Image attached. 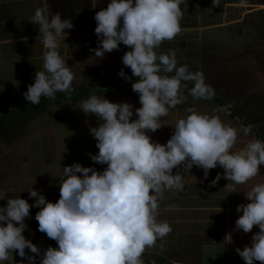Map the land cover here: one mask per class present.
Listing matches in <instances>:
<instances>
[{
    "label": "clouds",
    "instance_id": "obj_1",
    "mask_svg": "<svg viewBox=\"0 0 264 264\" xmlns=\"http://www.w3.org/2000/svg\"><path fill=\"white\" fill-rule=\"evenodd\" d=\"M183 2L111 0L106 9L96 12L98 47L91 51L103 59L105 53L119 50L121 44L131 49L123 55L122 64L131 69L132 76L123 69L118 75L129 83L133 77L138 78L131 85L142 105L135 109L138 118L131 119L132 104L113 103L96 94L79 104L86 116L94 115L99 120L97 127L90 128L99 152L88 155L107 168L101 173L79 163L63 167L65 179L55 203L34 189L28 191L29 198H35L32 205L20 196L5 199L8 191L0 189V200L7 201L0 207V261L13 260V253H17L35 264L40 249L23 235L25 219L35 207L40 209L35 215L38 230L58 244V248L49 246L40 257L41 264H144L146 248L154 247L158 239L172 231L168 222H157L158 201L166 190H183L184 174H190L193 166L202 168L205 178L209 170L220 166L223 178L234 184H244L260 174L264 139L252 138L245 148L232 151L238 134L249 135L251 125L236 128L218 115L189 108L190 115L177 122L166 145L153 143L147 135L164 127L160 118L184 102L182 81L193 82L190 95L194 98L210 100L215 95L205 83L203 72L193 73L188 65L177 67L174 50L159 55L155 51L182 31ZM219 2L212 0L213 7ZM97 3L91 0V7L95 9ZM31 23L39 25L38 40L46 51L44 71L36 72L34 84L24 93L25 100L39 105L42 96L55 99L57 92L70 96L74 73L58 49L60 38H67L65 29L74 27L72 21L62 20L60 13L53 14L45 0ZM103 90L97 87V91ZM174 169L178 170L175 175ZM220 179L218 174L212 185ZM226 187L232 188V184ZM232 191L235 193V188ZM244 195L250 203L237 206V213L243 215L235 222L236 230L247 234L258 226L259 232L252 235L251 246L246 245L242 251L237 248L236 252L245 264H264V183ZM226 237L231 241L230 234ZM25 249L35 255L26 256Z\"/></svg>",
    "mask_w": 264,
    "mask_h": 264
},
{
    "label": "crops",
    "instance_id": "obj_2",
    "mask_svg": "<svg viewBox=\"0 0 264 264\" xmlns=\"http://www.w3.org/2000/svg\"><path fill=\"white\" fill-rule=\"evenodd\" d=\"M110 2L111 0H98L93 9L91 0H47L53 14L60 13L62 20L70 19L74 25L71 30L65 29L67 38L62 37L59 41L58 51L67 64L73 54L70 52L83 47L85 41L98 38L95 35L97 22L94 17L96 12L106 9ZM44 4L45 0H0V76H18V79H24L30 72L44 71L43 53L46 49L38 40L41 35L39 25L31 23L36 9ZM180 7L183 12L180 33H185L186 38L188 35L196 37L192 43V39L181 38L171 42H177L179 48L193 44L198 49L216 44L219 49L227 51L231 48L226 42L228 39L219 36L217 29L245 24L249 16L259 14L264 9V0H244L243 4L241 0H220L218 7H213L212 0H184ZM189 7L190 14L194 12L191 21L186 12ZM201 10L216 15V21L202 23ZM195 19L198 20L197 23ZM224 43L226 47L222 48L220 44ZM180 92L184 102L177 105L176 109H170L167 116L160 118L164 127L154 133H147L153 143L166 145L174 134L177 122L190 115L187 111L189 108L203 114L218 115L225 124L242 127L231 118V112L222 113L217 103L194 98L181 89ZM124 102L134 106L131 119H137L135 109L140 108L139 105L136 107L139 95L134 93L126 100L119 99L113 103ZM98 124L97 117L86 116L82 112L58 118L40 127L35 135L22 144V174L12 185H4L0 189L8 191V196H20L30 205L35 203V198H29L28 191L38 190L48 202L55 203L60 198V183L65 179L63 167L79 163L102 173L107 165L94 163L88 155L99 152L97 141L90 133V128L97 127ZM252 138L254 135L245 136L240 132L232 151L238 152L245 148ZM177 171L174 169L173 174ZM218 174L221 179L212 185ZM223 177L224 169L220 166L209 170L207 178L202 168L193 166L190 174H184L183 190H166L163 193V198L158 201L157 222H168L172 231L163 239H158L154 247L146 248L142 256L144 264H245L236 249L242 251L246 245L251 246L252 235L259 232V228L254 226L252 232L247 234L236 230L235 222L243 215L242 212L237 213L236 209L240 204L250 203L244 194L256 184L264 183V165L260 166L259 175L244 184H234ZM228 183L235 188V193L232 188L226 187ZM6 204V200H0V207H5ZM169 205L174 207L170 209ZM30 211L40 209L33 207ZM229 234L231 241L226 237ZM23 235L28 237V229ZM25 253L26 256L32 255L28 249H25ZM13 256V260L0 261V264H29L17 253H13Z\"/></svg>",
    "mask_w": 264,
    "mask_h": 264
},
{
    "label": "rangeland",
    "instance_id": "obj_3",
    "mask_svg": "<svg viewBox=\"0 0 264 264\" xmlns=\"http://www.w3.org/2000/svg\"><path fill=\"white\" fill-rule=\"evenodd\" d=\"M190 11L189 7L186 11L189 15V21L194 16V12L192 11L190 14ZM207 12V10H201L203 18L200 21L202 23L216 21V15ZM194 21L198 22L197 19ZM217 33L219 36H224L228 39H226V42L231 48H228L227 51L219 49L216 44L212 47L207 45L198 49L194 48L193 44L179 48L177 42H171L181 38L185 40L192 39L190 41L192 43L196 36L188 35L186 38L185 33H179L174 39L164 41L155 51L159 55L167 54L170 49L174 50L176 52L177 67L188 65L189 70L193 73L203 72L205 83L218 92L217 96L222 99L225 105H218L219 109H222V113L229 114L233 112L238 119L247 121L250 125L255 126L259 131V135L264 138V11L249 16L245 24L217 29ZM254 34L258 36L252 42H247ZM222 41L224 42L225 40ZM82 45L83 47L70 52L73 54L68 64L74 73L73 83L77 86L83 85L94 88L109 75L119 76L118 73L121 69L124 70L125 74L131 72L130 68H125L122 64L123 55L131 50L123 44L119 46V50L105 53L103 59L95 57V53L91 51V49L98 47V38L92 41H85ZM220 45L224 48L226 44ZM35 74L30 72L24 79H18V76H0V91L6 89L16 91L22 86L34 84ZM135 82L131 81L129 85L122 86L117 90H103L98 96H104L110 102L119 99L122 101L126 100L128 96H132L135 93L131 86ZM186 83L194 86L193 82L189 81ZM86 99L88 98L82 99L79 103L69 99L62 100L60 105L48 104L41 113L26 120L22 126L9 132H0V187L4 188V185H12V182L22 174L21 155L24 140L30 139L31 136L40 130V127L51 123L53 120L82 113L78 106ZM137 105L142 106L140 102L136 104V107ZM204 112L206 113V111ZM251 135L253 136L254 134L250 133ZM45 142L47 143L48 140H45ZM37 212L30 211V218L25 219L26 225L27 223L38 224L35 219Z\"/></svg>",
    "mask_w": 264,
    "mask_h": 264
},
{
    "label": "trees",
    "instance_id": "obj_4",
    "mask_svg": "<svg viewBox=\"0 0 264 264\" xmlns=\"http://www.w3.org/2000/svg\"><path fill=\"white\" fill-rule=\"evenodd\" d=\"M127 76H132V73H127ZM161 75H174L171 74H161ZM138 78L133 77L132 81H137ZM129 85V82H126L124 78L109 75L106 77L97 87L104 89V91L117 90L122 86ZM186 85V86H185ZM72 87L74 91L69 96L64 92H57L55 94V99H49L47 97H41L39 105H32L30 102L25 100L24 93L28 91V86H22L16 91L3 90L0 91V132L1 131H10L16 127L22 126L26 120L30 119L34 115L41 113L48 104L60 105L62 100H74L76 103L80 102L84 98H89L91 95H99L103 91H96L97 87L89 88L86 86H77L72 82ZM192 86H189L186 82H181V90L186 94L190 95V89ZM215 95L210 100L213 103H217L219 106H225L223 101L217 96V91H214ZM231 118L236 120L238 124L242 127H247L249 124L246 121L239 120L235 117L234 114H230ZM254 134V138L263 139L259 135V131L255 126H252L251 132Z\"/></svg>",
    "mask_w": 264,
    "mask_h": 264
},
{
    "label": "flooded vegetation",
    "instance_id": "obj_5",
    "mask_svg": "<svg viewBox=\"0 0 264 264\" xmlns=\"http://www.w3.org/2000/svg\"><path fill=\"white\" fill-rule=\"evenodd\" d=\"M264 11V9L261 11V13ZM260 17V16H259ZM255 23H256V20H255ZM258 36V35H253L251 38H249L247 40V42H252L253 39ZM189 85V84H188ZM191 86V85H189ZM97 87V86H95ZM193 87V86H192ZM100 88V87H99ZM101 89V88H100ZM96 91H97V88H96ZM99 92V91H97ZM218 94V92H217ZM219 99H221L219 97ZM222 100V99H221ZM230 114H234L233 112H231ZM235 115V114H234ZM235 117H237L235 115ZM238 118V117H237ZM240 120V119H239ZM250 125V124H249ZM17 128V127H16ZM14 128V130L16 129ZM257 129V128H256ZM13 130V129H11ZM10 130V131H11ZM1 132H9V131H1ZM38 224L37 223H33V224H29L27 223V229H28V237H26L27 240L31 241L33 244H35L39 249H40V256H37L36 257V260L35 262L36 263H41V256L44 254V252L49 248V246H51L52 248H58V244L56 241H52L50 238L47 237V235L45 233H41L39 230H38ZM35 254L32 253L31 256H33ZM35 263V264H36Z\"/></svg>",
    "mask_w": 264,
    "mask_h": 264
}]
</instances>
